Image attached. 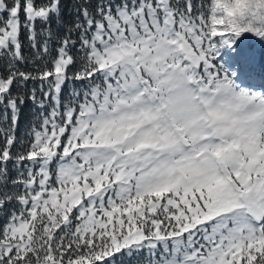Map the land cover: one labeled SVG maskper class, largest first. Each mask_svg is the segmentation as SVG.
<instances>
[{"label": "rangeland", "instance_id": "374dc122", "mask_svg": "<svg viewBox=\"0 0 264 264\" xmlns=\"http://www.w3.org/2000/svg\"><path fill=\"white\" fill-rule=\"evenodd\" d=\"M14 1L0 0V50L18 52ZM107 4L87 27L94 85L78 104L59 103L65 47L55 62V106L34 133L5 251L47 246L25 264L136 253L139 264H264V0ZM56 9L27 0L24 24ZM8 87L0 78V100Z\"/></svg>", "mask_w": 264, "mask_h": 264}, {"label": "trees", "instance_id": "16d2710c", "mask_svg": "<svg viewBox=\"0 0 264 264\" xmlns=\"http://www.w3.org/2000/svg\"><path fill=\"white\" fill-rule=\"evenodd\" d=\"M4 1L8 10L15 5L14 0ZM25 1L20 0L18 52L12 45L0 50V78L9 81L8 90L0 100V264H25L28 257L40 248L35 244L26 256L15 258V249L7 254L3 246L9 242L8 224L16 214L25 210L23 199L29 179L28 151L35 131L42 128L51 108L55 106L49 79L53 78L52 72L60 51L65 47L71 57L66 69L65 84L59 91V103L64 108L66 105L78 104L94 85L90 82L91 75L86 77L93 68V62L89 64V41L94 26L87 30L89 21L100 20L108 2L115 11L123 5L138 6L144 0H57V9L45 19L35 20L31 28L24 24L27 17ZM31 1L37 7L54 2ZM210 2L170 0L171 5L179 9L195 11H200L202 6ZM8 10L0 13L2 25L8 18ZM47 73H50L49 76ZM46 247L39 251L42 252ZM143 254H120L113 259H93L89 264H139L143 261Z\"/></svg>", "mask_w": 264, "mask_h": 264}, {"label": "water", "instance_id": "95a60500", "mask_svg": "<svg viewBox=\"0 0 264 264\" xmlns=\"http://www.w3.org/2000/svg\"><path fill=\"white\" fill-rule=\"evenodd\" d=\"M175 134L179 142L184 143V137L177 131L175 132ZM244 207L247 212L254 216L256 219H260L263 216V208L252 201L247 202Z\"/></svg>", "mask_w": 264, "mask_h": 264}]
</instances>
